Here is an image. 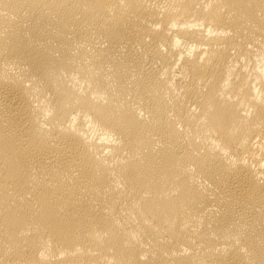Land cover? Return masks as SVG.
I'll list each match as a JSON object with an SVG mask.
<instances>
[{
	"label": "bare ground",
	"instance_id": "6f19581e",
	"mask_svg": "<svg viewBox=\"0 0 264 264\" xmlns=\"http://www.w3.org/2000/svg\"><path fill=\"white\" fill-rule=\"evenodd\" d=\"M0 264H264V0H0Z\"/></svg>",
	"mask_w": 264,
	"mask_h": 264
}]
</instances>
